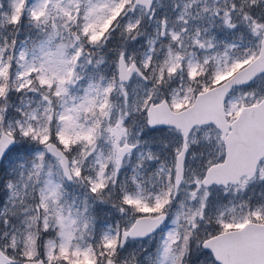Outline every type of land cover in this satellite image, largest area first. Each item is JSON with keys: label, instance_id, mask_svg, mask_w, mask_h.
I'll return each instance as SVG.
<instances>
[{"label": "snow or ice", "instance_id": "obj_1", "mask_svg": "<svg viewBox=\"0 0 264 264\" xmlns=\"http://www.w3.org/2000/svg\"><path fill=\"white\" fill-rule=\"evenodd\" d=\"M0 264H264V0H0Z\"/></svg>", "mask_w": 264, "mask_h": 264}]
</instances>
